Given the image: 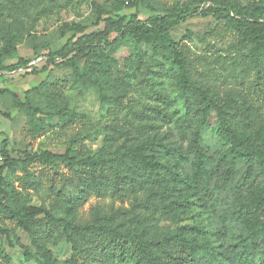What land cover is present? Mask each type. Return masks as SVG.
Listing matches in <instances>:
<instances>
[{
    "label": "trees",
    "instance_id": "1",
    "mask_svg": "<svg viewBox=\"0 0 264 264\" xmlns=\"http://www.w3.org/2000/svg\"><path fill=\"white\" fill-rule=\"evenodd\" d=\"M127 1L126 8L133 9V13L103 11L97 22L102 24L101 30L86 33V28L72 25L65 30L73 34L64 45L58 49L43 46L47 51L44 55L34 48L35 57H43L46 67L52 70H70L73 82L95 90L101 102L117 105L118 97L112 94L120 78L118 62L113 57L115 50L127 38L150 44L154 50L161 47L173 57L181 89L191 94L198 129L206 124L211 112L216 114L221 154L215 157L203 151L197 143L198 133L190 153L180 146L163 143L156 139V134L150 137L147 132L155 127L148 122L156 120L144 112L134 115L141 125L134 126L129 120L128 129L116 130L131 142L116 157L104 156L103 149L92 153L71 146L61 155L34 154L27 149L15 150L5 140L0 150V217L31 238H36L42 227L61 228L72 251L68 264H264V2L242 5L236 1L208 0L207 7L197 6L193 11V16L210 17L216 27L233 35L238 47L247 50L259 65L246 90L233 91L226 101L219 103L213 99L214 89L191 79V63L171 38V30L188 17L162 6L160 0ZM7 3L10 10L23 11L19 3ZM2 40L5 50L0 58V83H5L7 75L26 70L30 60L18 59L5 65L21 34H6ZM36 73L33 70L26 75ZM46 81L22 95L0 88V96H10L12 108L24 116L31 137L42 135L54 119L61 123L70 115L59 88L64 80ZM136 133L148 136L136 137ZM36 163L54 176L60 166L68 171V176L59 175L57 188L49 186V191L55 190V195L66 204L60 218L51 216L43 206L31 205L28 191L41 185L29 171ZM17 166L23 173L16 179L18 188L5 175L14 173ZM144 191L147 197L138 201L137 196ZM184 194L192 198L191 203L180 199L179 195ZM91 197L129 202L128 209L113 211L112 205L109 211L117 220L131 219L134 226L150 221L145 215L150 208L167 212L172 205L166 203L168 199H180L173 203L179 210L200 202L198 206H202L211 224V239L191 226L176 227L160 237L148 238L143 230L125 224H83L79 209ZM87 234L92 237L89 243L81 246L75 242L74 237Z\"/></svg>",
    "mask_w": 264,
    "mask_h": 264
},
{
    "label": "rangeland",
    "instance_id": "2",
    "mask_svg": "<svg viewBox=\"0 0 264 264\" xmlns=\"http://www.w3.org/2000/svg\"><path fill=\"white\" fill-rule=\"evenodd\" d=\"M12 1L22 5L23 11L10 10L7 0H0V58L5 50L2 37L20 33L21 40L14 46V54L5 65L14 64L18 59H27L30 63L26 70L21 69L12 76L7 75V82L0 83V88L4 87L22 95L24 91L44 80L47 83L64 80L59 88L70 115L65 122L59 123L54 119L42 135L31 137L24 116L12 108V98L7 95L0 96V150L3 141L7 140L13 149H27L34 154L49 152L61 155L71 146L92 153L103 149L104 156L116 157L131 144L121 134L116 133V130L128 129L129 120L134 126L141 125L142 122L134 115L144 112L156 120L148 122L155 127L147 132L150 137L156 134V139L163 143L180 146L181 150L190 153L194 135L198 133L197 143L203 151L212 153L215 157L221 154L216 114L211 112L206 124L198 129L193 111L195 103L191 94L181 89L178 68L173 65V57L161 47L154 50L150 44L127 38L115 50L113 57L118 62L120 78L114 85L112 94L118 97L117 105L113 102H101L95 90L73 82L70 70H52L46 67L43 57H35L34 48L36 53L44 55L47 51L43 46L58 49L64 45L73 34L72 31L65 30L72 25L86 28V33L101 30L102 24L97 25V22L103 11L125 15L133 13V9L126 8L127 0ZM229 1L242 5L264 2ZM159 4L167 9H174L182 17H188L185 23L171 30L170 35L182 48L188 63H191L193 81L200 86L214 89L211 91L213 99L219 103L226 101L233 91L246 90L259 65L251 59L247 50L238 47L233 35L219 26L216 27L210 17L193 16L197 6L205 8L209 5L208 0H160ZM142 14L148 13L142 11ZM33 70L37 72L36 75H26ZM135 136L148 135L136 133ZM29 171L41 182L37 190L28 191L31 205L45 207L51 216H64L66 204L55 195V190L49 191V186L53 184L52 187L57 188L59 175L68 176L67 169L60 166L59 173L54 176L49 169L36 163ZM5 175L17 188L20 186L16 182L17 177L23 176L20 167L17 166L14 173L7 172ZM189 194L199 197L198 194ZM146 197L147 192L144 191L137 196V200L141 201ZM179 197L188 203L192 201L188 194ZM180 199H168L166 203L172 205L167 212L157 208L145 211L150 221L144 226H134L128 218L119 217L117 220L109 211L111 206L113 205V211L121 207L128 209L129 202L122 203L121 200L110 198H89L79 209V219L83 224H125L126 227L143 230L148 238L160 237L176 227L191 226L202 231L206 239L210 240L211 224L202 206H198L200 202L187 210H179L173 203ZM42 229L36 238H31L29 234L0 217V264H43L45 261L51 264H68L72 251L70 244L61 235L62 229ZM87 235L74 237L75 242L84 246L92 238Z\"/></svg>",
    "mask_w": 264,
    "mask_h": 264
},
{
    "label": "built area",
    "instance_id": "3",
    "mask_svg": "<svg viewBox=\"0 0 264 264\" xmlns=\"http://www.w3.org/2000/svg\"><path fill=\"white\" fill-rule=\"evenodd\" d=\"M2 161H3V159H2V157L0 156V165H2Z\"/></svg>",
    "mask_w": 264,
    "mask_h": 264
}]
</instances>
